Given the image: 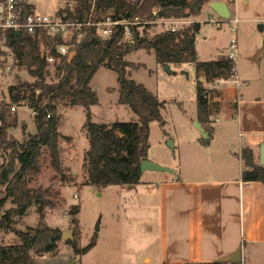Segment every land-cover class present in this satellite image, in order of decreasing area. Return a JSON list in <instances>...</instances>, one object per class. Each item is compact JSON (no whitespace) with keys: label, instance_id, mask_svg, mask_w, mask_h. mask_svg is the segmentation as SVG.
Wrapping results in <instances>:
<instances>
[{"label":"trees","instance_id":"trees-1","mask_svg":"<svg viewBox=\"0 0 264 264\" xmlns=\"http://www.w3.org/2000/svg\"><path fill=\"white\" fill-rule=\"evenodd\" d=\"M74 13L68 11L71 19L93 21L113 19H139L155 21L162 18L187 19L197 17L203 7L211 0H73ZM149 24L131 26L132 39L120 44L123 32L120 30L109 38H101L94 26L83 29V37L74 42L76 55L68 62L64 58L54 68L40 58L37 40L27 34L7 33V45L19 62L26 67L34 78L33 82H21L11 86L9 94L11 103L0 104V232L15 233L21 240L19 244H0V264H35L34 257L55 253L62 239L59 228L46 224V211L54 209L55 203L50 190L30 189V179L39 175L40 160L45 152L49 153L51 166L61 182H73L72 174H65L61 167L60 132L58 130L61 115L58 107H83L87 121L84 125L89 140V148L84 156V169L87 173V185L97 190L110 186L138 185L142 182L141 163L148 159L150 149V124L158 122L164 125L161 102L145 86L128 78V69L134 64L125 57L135 51L144 49L155 53L156 61L161 66L168 64L194 65L197 78H204L212 88L197 81V121L208 134L213 135L214 115L220 112L215 97L222 92L215 87L218 78L230 79L233 76L235 62L222 55L217 60L200 61L196 50V37L199 23H192L177 32L164 31L149 37L138 26L145 29ZM101 67L109 68L118 75L119 103L128 105L138 117V122H115L113 124H96L91 121L90 109L99 103L97 92L90 86L94 75ZM47 78H50L47 80ZM26 103L33 111L37 132L27 134L23 142L10 135L9 129L17 125L11 121L12 104L21 106ZM216 103V104H213ZM229 108L237 109V103ZM49 116V117H48ZM25 129V127H24ZM245 169L241 178L244 182L264 184V166L255 162L254 152L250 148L241 153ZM68 177V178H67ZM69 180V181H67ZM11 201L14 206L5 209ZM40 218L39 227L19 230L14 226L13 216H24L32 207ZM76 215L79 207L71 210ZM72 227L78 228V220H72ZM97 235L84 248H79L77 241L69 240V245L76 254L87 253L95 247ZM228 264V263H199Z\"/></svg>","mask_w":264,"mask_h":264},{"label":"rangeland","instance_id":"rangeland-1","mask_svg":"<svg viewBox=\"0 0 264 264\" xmlns=\"http://www.w3.org/2000/svg\"><path fill=\"white\" fill-rule=\"evenodd\" d=\"M66 2V0H37V10L44 14L54 13L57 8L65 6ZM238 4L243 6L244 3L238 0ZM206 15L207 11L203 10L201 16L195 19H207ZM190 19H185L187 23L183 29L192 24L187 21ZM148 24L146 29L138 26L141 34L146 30L145 33L153 37L163 32L160 25L153 22ZM228 28L234 29L235 25L229 21L222 24L219 34L221 45H225L230 36L235 39V35L228 31ZM216 35L218 34L215 33L212 25L205 23L197 33L198 48L208 59L215 58ZM125 59L135 65L128 69V78L145 86L161 102L164 125L158 122L150 124L149 160L173 171L183 172L187 177H221L237 173L239 166L237 160L223 155L225 144L235 142L234 137L237 138L238 135L236 129L227 130L226 133L220 131L210 143L202 144V134L195 126L198 112L196 84L201 79L197 78L193 65L173 64L171 66L173 73H168L157 63L155 53L144 49L128 54ZM50 72L54 75V68H51ZM33 81L34 78L26 67L14 66L10 74L0 77V104L11 103L9 94L11 86ZM203 83L206 88H212V85ZM90 86L97 92L99 98V103L90 109L93 123L138 122V117L130 107L119 103V83L115 71L101 67L92 78ZM214 100L219 104L214 106V111H217L218 107L220 110L221 97H215ZM20 104L21 106L12 104L11 121L13 124L17 121V125L9 129V133L23 142L25 135H34L37 129L33 111L25 102ZM13 107L15 110H12ZM67 109L61 105L58 107V112L62 115L59 131L71 137L73 145L68 146L67 142L60 140L61 167L67 176L69 174L74 176V181L61 182L51 166L49 153L45 152L40 160L39 175L30 179L28 183V187L32 190L42 188L50 190L53 195L59 194L55 198H50L55 203V208L46 211L45 221L48 226L61 230L62 239L55 253L34 257L35 264H99L102 261H106L107 264H145L143 258L146 255H151L152 264H157L155 259L159 256V252L156 243L149 250L144 246L148 239L153 241L154 236L160 239V223L157 222L160 210L159 192L148 183H140L137 189L129 191L124 190L123 186H110L97 190L87 185V173L83 166L85 152L89 148V140L83 129L87 121L86 111L80 106ZM229 111L234 110L229 108ZM216 117L217 114L213 116ZM223 120V116L220 117L219 121ZM220 122L219 125H222L223 123ZM236 140L238 143V139ZM158 174L168 176L169 173H147L144 180ZM136 194L148 195L147 197L142 195L145 204L138 205L140 200ZM74 206L79 207L76 215L71 212ZM140 206L149 208L147 211L150 214L142 211ZM12 207L14 206L8 200L5 209ZM147 216L151 218L150 221L146 219ZM73 219L78 220L77 229L72 227ZM13 220L14 226L19 230L36 228L40 225L35 206H32L24 216L15 214ZM148 229L151 231L147 232ZM64 232L67 233V238H63ZM70 235L71 239H69ZM95 235H97L96 245L87 253L76 254L68 243L69 240H75L79 248H84ZM19 243L21 240L15 233L0 232L1 245ZM240 264H245V261Z\"/></svg>","mask_w":264,"mask_h":264},{"label":"crops","instance_id":"crops-1","mask_svg":"<svg viewBox=\"0 0 264 264\" xmlns=\"http://www.w3.org/2000/svg\"><path fill=\"white\" fill-rule=\"evenodd\" d=\"M215 1L228 4L230 20H223L211 8L210 4ZM203 10L207 11V19L190 17L187 21L199 23L198 31L203 23L212 25L218 35L214 40L215 58L208 59L196 43L198 59L217 60L222 55L227 56L233 42L237 44L235 63L238 83L215 82V87L222 92V102L218 117L212 124L210 142L220 131L226 133L227 130H237L235 142L225 144L223 155L237 160L238 171L221 177H187L183 172L174 170L168 176L158 174L147 180H144L147 173L164 172H144L141 183L151 184L159 192L160 199L157 219L160 223V239L155 236L153 241L148 239L144 248L149 250L156 243L159 252L155 259L157 264L217 262L220 257L240 247L245 264H264V184L244 182L241 178L245 169L241 157L243 149H252L255 162L260 165L259 146L264 142V0H248L243 6L238 4V0L232 3L228 0H211ZM228 21L235 25L234 29H227L235 35V39L230 36L225 45H221L220 29ZM200 79L206 83L204 78ZM234 102L237 103V109L231 112L229 105ZM222 116L224 120L220 122ZM219 122L223 124L219 125ZM60 140L67 142L68 146L73 145L72 138L61 132ZM140 185H134L131 189H137ZM123 187L124 190H131L127 186ZM142 195L136 194L140 200L138 205L145 204ZM140 208L150 214L147 211L149 208ZM126 218L129 220V217ZM146 219L151 218L147 216ZM146 231L150 232L151 229ZM105 262L99 264H107ZM143 262L152 264V256L146 255Z\"/></svg>","mask_w":264,"mask_h":264},{"label":"built area","instance_id":"built-area-1","mask_svg":"<svg viewBox=\"0 0 264 264\" xmlns=\"http://www.w3.org/2000/svg\"><path fill=\"white\" fill-rule=\"evenodd\" d=\"M66 1V5L57 8L54 13L44 14L37 10V0H0V77L10 74L14 66H19L17 58L7 45L8 32L33 36L37 40L40 58L47 64V67L55 68L64 58L70 62L76 55L74 42L83 37L85 27L94 26L97 34L103 39L121 30L123 39L120 44H125L132 39L131 26L148 24V22L130 18L108 17L105 20L93 21L90 16L83 21L71 19L68 17V11L74 13L75 2ZM235 1L228 0L230 3ZM92 3L94 4L95 0H92ZM234 21L237 22V19ZM151 22L160 25L163 32H177L187 23L185 19L175 18H162ZM236 51L237 44L233 42L227 57L234 62ZM216 81L238 83L236 63L230 79L218 78ZM12 110L15 108L13 107Z\"/></svg>","mask_w":264,"mask_h":264},{"label":"water","instance_id":"water-1","mask_svg":"<svg viewBox=\"0 0 264 264\" xmlns=\"http://www.w3.org/2000/svg\"><path fill=\"white\" fill-rule=\"evenodd\" d=\"M244 4L247 3L248 0H241ZM211 8L218 14L219 17H221L223 20H230L231 18V13L229 11L228 8V4L226 2L223 1H215L212 2L211 4ZM261 28L263 27L262 25L260 26ZM164 70L168 73H173L171 71V66L170 64L166 65L163 67ZM195 126L196 128L201 132L202 134V144H206V143H210V139L208 137V134L206 133L205 129L202 127V125L196 121L195 122ZM172 144V142H171ZM259 164L261 166H264V142L259 146ZM141 172H168V173H174L173 170H171L168 167L165 166H161L157 163H154L148 159L143 160L141 165ZM132 187H134V185H129L128 188L131 189ZM63 238H67V233H63ZM71 235L69 236V239H71ZM218 263H234V264H238L240 262H242V250L241 247L238 248L236 251L230 253V254H226L222 257H220L217 260Z\"/></svg>","mask_w":264,"mask_h":264}]
</instances>
